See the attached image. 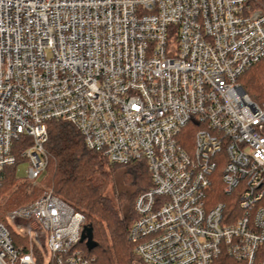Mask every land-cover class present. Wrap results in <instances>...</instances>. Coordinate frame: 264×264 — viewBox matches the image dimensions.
I'll return each mask as SVG.
<instances>
[{
    "label": "built area",
    "instance_id": "2783aa9c",
    "mask_svg": "<svg viewBox=\"0 0 264 264\" xmlns=\"http://www.w3.org/2000/svg\"><path fill=\"white\" fill-rule=\"evenodd\" d=\"M263 59L258 0H0V181L21 145L37 185L48 124L69 123L108 163L146 162L143 264H264V101L238 81ZM7 220L0 264L94 262L53 191Z\"/></svg>",
    "mask_w": 264,
    "mask_h": 264
},
{
    "label": "trees",
    "instance_id": "16d2710c",
    "mask_svg": "<svg viewBox=\"0 0 264 264\" xmlns=\"http://www.w3.org/2000/svg\"><path fill=\"white\" fill-rule=\"evenodd\" d=\"M258 1L264 4V0ZM238 81L255 102H263L264 59L245 72ZM48 135L45 146L48 162L40 181L84 215L83 227L92 228V238L87 237L83 242L80 241L77 248L93 259V264H143L133 252L134 245L129 240V231L136 218L135 201L152 185L146 162L137 161L125 166L108 163L102 155L86 147L79 131L69 123L51 121L48 124ZM21 149V145L15 146L18 161ZM118 167L126 168L125 181L135 188L126 215L121 214L119 206L115 205L106 192L111 172ZM18 180L16 167H6L4 178L0 181V196ZM40 194L41 190L38 188L27 190L26 186L21 185L12 197L21 205L38 199ZM36 256H39L38 253ZM36 261L37 264H44L39 258ZM219 264L243 263L222 256Z\"/></svg>",
    "mask_w": 264,
    "mask_h": 264
},
{
    "label": "rangeland",
    "instance_id": "374dc122",
    "mask_svg": "<svg viewBox=\"0 0 264 264\" xmlns=\"http://www.w3.org/2000/svg\"><path fill=\"white\" fill-rule=\"evenodd\" d=\"M261 3V2H260ZM262 4V3H261ZM264 5V4H262ZM260 103V102H257ZM17 178L19 179L12 187L2 196H0V223L6 221L5 223H9L7 220L8 213L20 206L32 203L36 199L29 201L25 204L18 205L16 199L12 197L14 192H17L19 186L23 185L27 187V190L30 188H38L41 190V194L39 197L46 191H53L51 188L44 186L40 179L38 180L37 185H32L31 183L25 182L27 180V170L29 168V164L27 161L20 160L17 164ZM126 171L125 167H118L115 171L111 172L110 183L107 188V194L110 198H112L115 205L119 206L122 215H126L129 211V204L132 195L135 193V188L133 186L128 185L125 181L124 173ZM54 192V191H53ZM12 201V202H11ZM13 205L10 206L9 204ZM36 259L39 258L40 261H43L44 264H49L50 260L48 258H43L41 254H38ZM38 257V258H37Z\"/></svg>",
    "mask_w": 264,
    "mask_h": 264
},
{
    "label": "water",
    "instance_id": "95a60500",
    "mask_svg": "<svg viewBox=\"0 0 264 264\" xmlns=\"http://www.w3.org/2000/svg\"><path fill=\"white\" fill-rule=\"evenodd\" d=\"M87 237H89V239L92 238V228L89 226H84L82 231L81 241L83 242Z\"/></svg>",
    "mask_w": 264,
    "mask_h": 264
}]
</instances>
